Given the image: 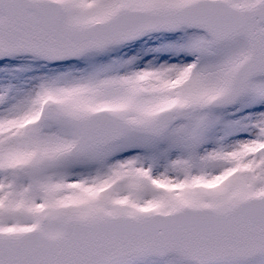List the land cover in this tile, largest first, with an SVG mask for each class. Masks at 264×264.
Listing matches in <instances>:
<instances>
[{
  "label": "snow or ice",
  "instance_id": "1",
  "mask_svg": "<svg viewBox=\"0 0 264 264\" xmlns=\"http://www.w3.org/2000/svg\"><path fill=\"white\" fill-rule=\"evenodd\" d=\"M0 264H264V0H0Z\"/></svg>",
  "mask_w": 264,
  "mask_h": 264
}]
</instances>
